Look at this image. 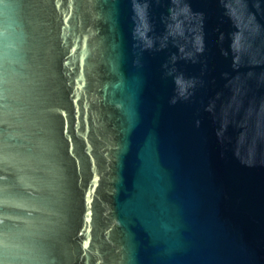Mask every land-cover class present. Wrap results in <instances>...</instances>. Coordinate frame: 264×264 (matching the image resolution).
I'll return each mask as SVG.
<instances>
[{"label":"water","instance_id":"1","mask_svg":"<svg viewBox=\"0 0 264 264\" xmlns=\"http://www.w3.org/2000/svg\"><path fill=\"white\" fill-rule=\"evenodd\" d=\"M0 264H264V0H0Z\"/></svg>","mask_w":264,"mask_h":264}]
</instances>
